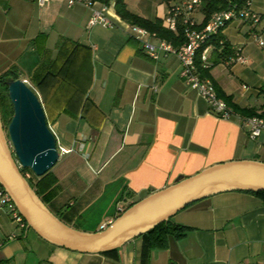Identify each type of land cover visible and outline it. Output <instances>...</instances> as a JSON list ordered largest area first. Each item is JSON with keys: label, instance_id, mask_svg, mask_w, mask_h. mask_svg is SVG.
Returning <instances> with one entry per match:
<instances>
[{"label": "crops", "instance_id": "crops-1", "mask_svg": "<svg viewBox=\"0 0 264 264\" xmlns=\"http://www.w3.org/2000/svg\"><path fill=\"white\" fill-rule=\"evenodd\" d=\"M89 1L96 8L106 3ZM124 1L131 12L166 25L169 1ZM251 2L260 20L234 19L221 32L229 56L241 47L246 61L228 62L222 47L211 44L208 66L199 64L218 97L260 116L264 0ZM114 4L107 2V26L88 25L91 9L80 3L0 0V74L15 73L41 103L56 100V118L48 125L59 151L50 169L57 191L47 205L73 227L75 221L90 220L91 208L101 212L86 231L112 221L118 205L127 208L179 177L230 160L264 162V134L251 139L239 117L214 114L206 99L186 85L178 57L160 52L151 58ZM204 16L203 7L196 8L197 27ZM148 40L157 42L152 36ZM50 72L61 80L54 89L38 90L35 81ZM172 221L187 230L181 237L169 235L165 246L142 234L108 254L82 253L39 236L29 239V229L18 225L0 201V264H264V200L253 193L227 191L199 199Z\"/></svg>", "mask_w": 264, "mask_h": 264}, {"label": "water", "instance_id": "water-1", "mask_svg": "<svg viewBox=\"0 0 264 264\" xmlns=\"http://www.w3.org/2000/svg\"><path fill=\"white\" fill-rule=\"evenodd\" d=\"M2 81L13 113L6 129L0 115V184L25 220L26 228L52 245L82 253H103L120 248L199 199L227 191H264V162L225 161L189 177H179L137 200L104 229L80 230L52 212L23 175V169H30L40 177L57 163V140L33 89L12 75Z\"/></svg>", "mask_w": 264, "mask_h": 264}, {"label": "built area", "instance_id": "built-area-1", "mask_svg": "<svg viewBox=\"0 0 264 264\" xmlns=\"http://www.w3.org/2000/svg\"><path fill=\"white\" fill-rule=\"evenodd\" d=\"M40 4L48 0H37ZM68 5L74 3L83 4L91 9V16L88 25L101 23L110 25L111 21L106 16L107 3L96 8L89 0H66ZM111 1V0H110ZM169 1L166 14V27L175 30L178 22L182 24V35L184 38L180 46H174L171 42L164 38L158 37L156 33L148 31L146 28L139 25H131V32L138 38H142V46L146 53L153 59H156L160 52L172 53L178 57L181 65L180 74L184 78L186 85L197 90L208 102L211 111L219 117L230 118L237 116L242 123L249 127V137L255 139L264 134V117L259 115L242 116L230 108L227 103L216 94L213 83L210 79L200 75L199 68L196 62L199 53L200 61L203 67L208 66L207 56L208 49L211 44L209 41L219 37L224 27L234 19H240L250 23H256L260 20V14L253 11L251 8V0H244L241 4L231 3L226 9L214 12L201 26L197 27L193 13L196 8L202 6L207 0H167ZM157 38V42L152 43L148 37ZM219 44H223V38L218 39ZM259 43L262 42L259 40ZM228 62H245L246 59L241 52V47H236L232 56L227 58ZM64 152V149H61ZM23 175L29 181H34V173L30 169H23ZM0 201L2 205H6L12 219L20 226L26 227L23 217L20 215L15 205L11 201L8 194L0 184ZM125 207L118 205V215L123 212ZM111 221L105 223L100 229H104ZM9 238H13L11 235ZM0 243V247H1Z\"/></svg>", "mask_w": 264, "mask_h": 264}, {"label": "trees", "instance_id": "trees-1", "mask_svg": "<svg viewBox=\"0 0 264 264\" xmlns=\"http://www.w3.org/2000/svg\"><path fill=\"white\" fill-rule=\"evenodd\" d=\"M99 1H103L107 3L109 0H99ZM243 2L244 0H207L206 2L202 4V7L205 11L204 21L198 27H201L212 13L226 9L231 3L241 4ZM114 7H115L116 13L123 20H126L131 25L142 26L146 28L148 31L156 33L157 36L164 38L167 41L171 42L174 46H180L183 43L184 38L182 35L181 22H178L175 30H171V29H168L166 25L163 24V20L160 18L150 20V19H147L145 17L138 15L137 13L131 12L130 10L127 9L126 3L124 0H115ZM219 38H223L221 34L219 37L211 39L209 43L213 44L214 47L216 48L222 47V52L226 53L229 56L230 53L228 51L229 50L228 44L225 41L223 42V44H219L218 42ZM74 47H84V46L82 44L75 43ZM74 52H75V49L73 48L72 53H70L68 58H70V56ZM68 58L67 60H69ZM199 60H200V56L198 53L197 58H196V62L198 66L200 65ZM200 70L202 71L200 75L202 77H206L205 72H204L205 69H202L201 65L199 66V71ZM8 75H12L13 77L17 78V75L13 72L6 71L0 74V115H1L3 124H8V122L11 119L12 113H13L12 104L7 94V87L2 81L3 78ZM41 79L35 81L34 85L38 90L45 91L47 89H54L56 85L59 83V81L61 80V77L59 73L57 72H50L48 76L46 75L45 78H43L42 80ZM222 98L224 99V101L227 103L228 106L232 107L233 110H235L236 112L243 113V115L245 114L244 116H251V115L256 114L254 112L245 113L243 109L239 108L236 105H233L230 102V99L228 97H222ZM55 101L56 100L52 99L50 103H48L47 101H43L41 103L44 108L47 123L53 121L56 118L57 112L54 110ZM260 116H264V114H261ZM34 177H35L34 181L30 180V183L32 187L35 189V191L37 192V194L40 196V198L43 200V202L47 205L49 198H51L52 195L55 193V191H57L56 177L52 174L50 170L40 177L35 176V175ZM244 192L253 193L259 196L262 200H264V191H258V192L244 191ZM56 215L58 216V214ZM186 230H187V227L174 223L172 221V218H170L167 221L161 222L156 227H154L153 229L149 230L148 232L144 234L150 237L152 244H154L155 246H165L169 235L181 237L185 234ZM114 251H116V249L106 251L103 253L108 254Z\"/></svg>", "mask_w": 264, "mask_h": 264}, {"label": "rangeland", "instance_id": "rangeland-1", "mask_svg": "<svg viewBox=\"0 0 264 264\" xmlns=\"http://www.w3.org/2000/svg\"><path fill=\"white\" fill-rule=\"evenodd\" d=\"M259 101L261 102H264V94H262L259 98ZM6 125L7 124H4V128L6 129ZM108 199V198H107ZM106 205V204H105ZM104 207V206H103ZM88 214V217H89V221H87V225L86 223L82 222V221H75L74 225L76 227H79L78 229L80 230H91L89 228H93V227H90L89 223L92 222L93 219H95L97 216H100L101 212H95L93 208H91V210L87 213ZM60 217H62L63 215H59ZM63 220V219H62ZM64 221V220H63ZM66 222V221H64ZM69 222V223H68ZM66 222L67 224H70V221ZM83 228V229H82ZM36 237H38L33 231L32 229H29V239L30 238H33V239H37ZM28 240V239H27ZM29 241V240H28ZM30 245L32 247H35L36 245L34 244V242H31Z\"/></svg>", "mask_w": 264, "mask_h": 264}]
</instances>
